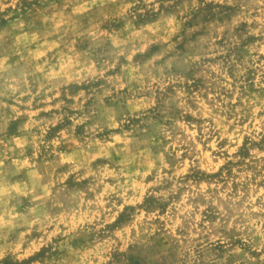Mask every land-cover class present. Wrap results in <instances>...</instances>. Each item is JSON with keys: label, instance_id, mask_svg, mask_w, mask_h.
<instances>
[{"label": "clouds", "instance_id": "clouds-1", "mask_svg": "<svg viewBox=\"0 0 264 264\" xmlns=\"http://www.w3.org/2000/svg\"><path fill=\"white\" fill-rule=\"evenodd\" d=\"M139 3L62 0L0 40V122L17 124L0 137V178L14 173L0 201L30 202L22 215L5 209L18 231L0 259L22 264L50 249L52 264H106L113 247L159 226L176 264H264V0H236L232 21L217 28L244 24L252 37L246 59L230 64L218 62L214 40L178 64L170 47L179 14L136 26L128 18ZM109 15L126 23L105 35L111 58L98 62L77 41L101 36ZM84 16L96 23L81 25ZM198 66L210 82L199 95Z\"/></svg>", "mask_w": 264, "mask_h": 264}, {"label": "rangeland", "instance_id": "rangeland-1", "mask_svg": "<svg viewBox=\"0 0 264 264\" xmlns=\"http://www.w3.org/2000/svg\"><path fill=\"white\" fill-rule=\"evenodd\" d=\"M62 0H0V5H9L0 9V40L7 42L8 33L13 24L23 22L25 28L30 30V25L36 21L39 11L51 4L59 5ZM159 5L158 9L145 6L144 0L137 5L142 11L137 12L134 18L129 17L132 24L140 26L156 20L160 17H172L179 14L180 26L172 36L170 51L173 59L180 64L190 54L202 51L215 41L218 62L225 64L241 63L247 57L252 37L246 36L247 28L244 24L233 25L226 28L223 33H217L219 26L228 25L236 12V0H154ZM119 0H111V7H115ZM80 24L88 27L96 23L95 16H84L79 20ZM126 21L118 16L109 15L100 25L101 36L81 37L77 41V49L86 55H91L98 62L111 58L112 49L105 38L106 34L119 33ZM157 50L153 44L145 55ZM138 60L143 57H137ZM192 89L199 95L210 86V82L203 74L202 66L194 70ZM238 86L244 92L247 83L243 76L238 78ZM251 87L250 85L248 86ZM17 132L16 123L0 122V137H6ZM49 135H52L50 132ZM241 155L246 156L247 151L241 149ZM43 163V160L41 161ZM10 170L0 178V192L4 191V180L12 177ZM23 181V174L16 175ZM70 189L81 188L82 185H69ZM158 200L147 197L145 207L154 208ZM30 207L28 198L23 196L13 197L8 201H0V244L13 243L17 239V229L6 224L8 216L5 209L11 208L17 214H23ZM132 209H126L121 216V222H127ZM212 213H209L211 218ZM16 223V221H13ZM94 235V234H93ZM35 236V233L33 234ZM89 239L87 234L74 240L75 247H83ZM58 256L50 249H43L35 256H30L22 264H52L53 257ZM106 264H176V252L173 245L166 239L163 230L159 229L153 235L139 237L120 247H113L107 253ZM0 264H17V261L9 253H5L0 259Z\"/></svg>", "mask_w": 264, "mask_h": 264}]
</instances>
